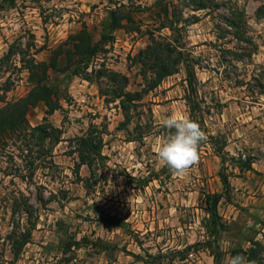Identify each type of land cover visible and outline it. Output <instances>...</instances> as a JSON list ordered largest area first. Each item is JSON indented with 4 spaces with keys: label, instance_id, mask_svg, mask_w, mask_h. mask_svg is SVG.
<instances>
[{
    "label": "rangeland",
    "instance_id": "obj_1",
    "mask_svg": "<svg viewBox=\"0 0 264 264\" xmlns=\"http://www.w3.org/2000/svg\"><path fill=\"white\" fill-rule=\"evenodd\" d=\"M206 2L194 11L192 0H0V89L9 86L11 103L31 88L24 63H50L79 35L95 44L111 34L96 56L72 54L88 66L73 67L82 75L48 72L44 83L61 109L48 116L42 102L26 115V130L1 138L0 264H225L236 254L264 264V251L252 260L247 254L264 242V0ZM173 5L179 36L160 28L173 21L162 11ZM119 8L132 18L128 31L110 29ZM153 32L191 54L194 95L183 65L151 89L154 73L140 60ZM111 74L127 77V92L144 93L128 123L112 99L123 84ZM173 113L206 134L185 176L156 155L169 134L159 119ZM45 120L62 134L41 148L32 128ZM83 136L104 139L103 158L77 174L75 139ZM247 157L256 159L251 170L238 163ZM220 174L229 177L228 194ZM25 235L19 251L15 241Z\"/></svg>",
    "mask_w": 264,
    "mask_h": 264
},
{
    "label": "trees",
    "instance_id": "obj_2",
    "mask_svg": "<svg viewBox=\"0 0 264 264\" xmlns=\"http://www.w3.org/2000/svg\"><path fill=\"white\" fill-rule=\"evenodd\" d=\"M10 2L14 3V0H10ZM192 3L195 5L194 11H200L208 8V6L206 5V0H192ZM121 9L122 8H119L118 10L112 11L111 13L110 29H112L113 31H116L118 29H124L127 31L130 30V28H128V25L130 24V22H132V18L129 14L125 12L120 13ZM162 11L165 14L164 17H166L167 19L173 17L174 19L173 21L167 24L162 23L160 28H169L173 34L179 36L180 29L178 28V26L180 24H178V22L176 21L177 7L173 5V9L171 11L170 7L166 6L162 9ZM192 18L194 20H190V24L197 23L198 18L194 16H192ZM231 25L233 27H236L234 22H231ZM155 32L160 33V30H155ZM155 32L152 33V37L154 38L153 44L151 46L149 45L146 50L141 51V54H144V57H141L140 60V63L143 67H148L147 69L152 70L154 73L155 79L151 89H155L156 87H158L166 78L177 74L179 66L183 65L186 71V82L188 85V91L190 92V94L194 95L196 93V62H194V59L191 57V54H189L185 46L181 47L174 43L157 42L154 36ZM107 37H111V34H104L101 37V40L94 44L87 34L86 36L79 35V42L75 43L71 47V49L64 51L59 48V50H56L50 59V63H39L35 60L24 63V68L27 69V72L29 73L28 81L31 85L27 96L18 100L17 102L11 103L8 101L7 97L10 91L9 86L7 85L6 88L0 89V108L1 106H3L0 110V141L2 140L1 138L6 136L7 134L15 135L16 133H22L24 125L26 130L29 126L26 121V115L28 114L29 110H31V108H35L40 103H46L48 108V116L53 115L54 112L61 109L59 102L54 100V88L44 83L49 78L48 72L50 70H53L62 71L72 76L82 75V71L77 70L76 68L73 69V67L79 68V66H84V68L82 69L85 70L88 69V66L86 64L82 65L84 61L77 60L76 58H74L73 55H76L77 53L81 57L96 56L100 51H98L99 45H101L102 40L107 39ZM175 42L178 43V40H176ZM12 48L13 47H11L10 53L2 60L4 64L5 61L8 60V58L10 57V54L13 52ZM72 50L76 52H71ZM108 77L111 82L115 83L118 82V80L120 79V82L123 84L122 87H120L119 91H117L116 89L113 91L112 99L120 100L124 113V118L128 123L131 119V105L137 102H141L144 98V93L142 94L139 92H127L126 89L128 85V79L125 76H122L120 74H111L108 75ZM110 101L113 100H106V102ZM32 131L33 137L35 136V133L38 134V139L40 140L41 148L43 147L45 141L49 138H52L53 136L56 137L55 143H59L60 135L62 134L61 130L55 129L49 124H46V120L43 125L32 128ZM75 141L77 144L75 151L78 153L79 157V162L77 163L78 174L82 166H93L95 162L103 158L102 150L104 147V139L102 137L91 138L89 136H83L76 138ZM34 147L35 145L32 142L28 143L27 152H32L34 150ZM216 151V153L222 157L221 151L219 149H217ZM255 161L256 159L250 157L245 158V160H242V158L238 159V163L241 165V169L248 170L252 169V165L255 163ZM220 178L225 193H230L231 184L229 181V177L225 174H220ZM216 209L217 208L215 206V216H217ZM28 239L29 236L25 235L15 241V244L19 246V251L29 243ZM261 251H264V242H254L253 246L247 251L249 259H257L258 254ZM16 253L17 254L15 256L17 258L19 255L18 252Z\"/></svg>",
    "mask_w": 264,
    "mask_h": 264
},
{
    "label": "clouds",
    "instance_id": "obj_3",
    "mask_svg": "<svg viewBox=\"0 0 264 264\" xmlns=\"http://www.w3.org/2000/svg\"><path fill=\"white\" fill-rule=\"evenodd\" d=\"M159 126L169 130V134L157 150V159L175 175H187L199 163V146L206 139L205 132L196 121L175 113L159 119ZM225 264H255V262L236 254L227 257Z\"/></svg>",
    "mask_w": 264,
    "mask_h": 264
}]
</instances>
